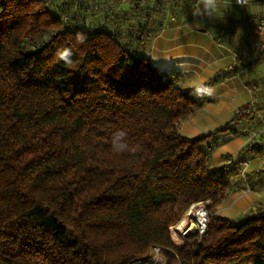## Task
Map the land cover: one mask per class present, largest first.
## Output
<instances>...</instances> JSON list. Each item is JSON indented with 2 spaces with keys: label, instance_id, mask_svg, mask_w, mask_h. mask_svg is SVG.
<instances>
[{
  "label": "trees",
  "instance_id": "obj_1",
  "mask_svg": "<svg viewBox=\"0 0 264 264\" xmlns=\"http://www.w3.org/2000/svg\"><path fill=\"white\" fill-rule=\"evenodd\" d=\"M91 1L0 0V264H133L156 246L179 264H264V203L219 210L244 159L211 166L214 135L258 112L184 135L204 102L144 52L160 9L133 22L130 0ZM118 130L138 152L112 150ZM207 200L206 231L177 246L170 226Z\"/></svg>",
  "mask_w": 264,
  "mask_h": 264
},
{
  "label": "crops",
  "instance_id": "obj_2",
  "mask_svg": "<svg viewBox=\"0 0 264 264\" xmlns=\"http://www.w3.org/2000/svg\"><path fill=\"white\" fill-rule=\"evenodd\" d=\"M102 2L109 12H114L119 5L116 0ZM124 4L133 8L130 14L133 22L138 19L139 22L147 21L148 17L141 14L143 10L136 12L141 7L160 9L150 16L149 21L156 26L144 52L152 57L159 70L176 72L180 87L194 92L204 102L196 113L182 120L184 135L194 136L219 127L215 125L228 119L232 111L249 103L254 96L258 99L251 110L259 114L254 112L250 116L251 134L237 131L214 135L211 166L227 164L229 156L236 153L229 146H234L238 149L236 158L240 156L248 166L245 179L241 173L233 175L232 167H229L227 178L231 186L227 196L231 193H237L236 197L245 196L243 186L246 182L252 185L249 193L254 194L255 199L245 209L257 202L264 203V193L256 188V180L262 177L264 168L260 155L264 149V36L256 34L253 29L258 16L264 15V0H250L243 4L235 0H219L215 13L197 17L192 15L196 0H130ZM238 30L240 38L237 43L234 37L239 35ZM257 40L262 42L261 47ZM234 53L245 57L234 56ZM209 87L214 88L212 95L205 91ZM218 147L224 150L220 153ZM235 166L239 167L238 164ZM172 254L176 256L171 250L162 248L158 255L136 262L179 264Z\"/></svg>",
  "mask_w": 264,
  "mask_h": 264
},
{
  "label": "built area",
  "instance_id": "obj_3",
  "mask_svg": "<svg viewBox=\"0 0 264 264\" xmlns=\"http://www.w3.org/2000/svg\"><path fill=\"white\" fill-rule=\"evenodd\" d=\"M237 2V0H235ZM250 0H239L238 4L247 3ZM254 32L259 34L261 30H264V15L258 16L256 23L254 25ZM257 44L259 47L262 46V42L257 40ZM234 56L245 57L244 55H239L238 53H234ZM258 99L253 97L251 101L245 104L244 107L239 108L237 111L242 112L244 110H252L254 109L255 103H257ZM234 155V154H233ZM248 166V162L243 163V168L241 170V177L245 179V171ZM246 184V182H245ZM247 190H249L248 185ZM209 205L210 201H197L192 203L189 208L184 213L183 217L179 222L170 226V233L172 240L177 246H182L185 244L192 232H197L199 234H203L207 229V222L209 219ZM161 247L156 246L153 249L152 256L158 255L161 251Z\"/></svg>",
  "mask_w": 264,
  "mask_h": 264
},
{
  "label": "rangeland",
  "instance_id": "obj_4",
  "mask_svg": "<svg viewBox=\"0 0 264 264\" xmlns=\"http://www.w3.org/2000/svg\"><path fill=\"white\" fill-rule=\"evenodd\" d=\"M255 97V96H254ZM237 111H232L228 116L229 118L222 121V123H218L215 126H220V125H224L229 119H233L236 115ZM251 119L247 118L246 116L244 117H237L233 122H231V127L230 129H228V133L230 134L232 131L237 130L240 132H248L251 134V130H252V123L250 122ZM255 128V127H254ZM229 149L231 151H236L238 149H235L234 146H229ZM224 149L218 147V151L221 153ZM252 155V153L250 154V156ZM261 157L263 159V167H264V149L263 152H261ZM262 177L259 180H256V188L258 191H261L264 193V168H263V172H262ZM255 180V179H254ZM252 189V187H251ZM245 192V196H240V197H236L237 193H231L228 196L225 197V201L221 203L219 210L220 213L223 215H226L228 217L231 218H237V216H239L240 214H242L244 211H246L248 209V207L245 209V207L247 206V204H249L250 202H253V200L255 199L254 194H250L249 190H247V186L246 184L243 186V192ZM264 202V201H263ZM253 206V205H252ZM173 259L176 262L177 258L175 255H173ZM133 264H141L139 262H134Z\"/></svg>",
  "mask_w": 264,
  "mask_h": 264
},
{
  "label": "clouds",
  "instance_id": "obj_5",
  "mask_svg": "<svg viewBox=\"0 0 264 264\" xmlns=\"http://www.w3.org/2000/svg\"><path fill=\"white\" fill-rule=\"evenodd\" d=\"M219 0H196V4L193 6L192 15L194 17L201 16V15H211L215 13L217 6H218ZM239 2V0H237ZM239 35L235 36L234 38L237 40V43L240 38V31H237ZM260 36H264V30H261L259 33ZM79 42H83L84 37L78 36L77 37ZM71 55L70 51L68 49H64L63 51L58 52V58L67 61L69 56ZM199 91V89L197 90ZM206 93L208 95H212L214 92V88H206ZM111 146L112 150L115 153H124L129 152L132 154H135L139 151L140 146L139 145H130L127 141V132L124 130H118L112 134L111 137Z\"/></svg>",
  "mask_w": 264,
  "mask_h": 264
}]
</instances>
